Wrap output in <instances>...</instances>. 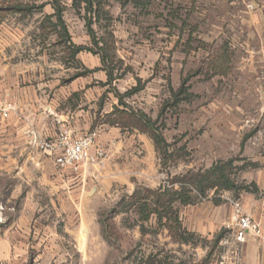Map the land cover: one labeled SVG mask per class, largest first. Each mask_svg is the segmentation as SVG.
I'll list each match as a JSON object with an SVG mask.
<instances>
[{
    "label": "rangeland",
    "instance_id": "1",
    "mask_svg": "<svg viewBox=\"0 0 264 264\" xmlns=\"http://www.w3.org/2000/svg\"><path fill=\"white\" fill-rule=\"evenodd\" d=\"M53 1L63 10L70 40L91 48L81 0H0V8L29 9L5 16L0 38L42 48L51 64L67 68V75L92 71L79 80L84 90L74 99L83 104L93 99L95 109L103 105L107 112L118 105L115 89L126 107L155 123L167 153L164 157L156 151L147 135L116 127L130 140L125 146L134 148V154L123 161L128 165L129 183L113 184L94 200L96 224L83 228L89 238L87 256H75L73 242L72 264H143L149 257H157L160 264H264V242L248 240L243 247L237 246L229 227L232 205L238 203L264 228V0H147L145 8L101 0L108 20H92L91 29L96 39L110 44L115 56V79L109 86H103L106 76L99 58L83 51L77 56L82 61L70 63L65 59L67 51L55 45L57 37L42 35V20L53 13ZM136 88L140 90L125 96ZM179 91H186L189 98H174ZM105 115H96L98 124H104ZM25 147L47 158L28 142ZM227 162H231L227 174L232 190L216 188L201 197L185 186L194 204L177 206V217L187 231V224L202 231L194 233L191 243L175 242L154 219L143 223L142 234L134 213L122 212L108 220L110 210L122 199L126 202L134 190L141 194L162 186L178 190L180 181L172 182L176 178ZM19 166L35 168L28 160L19 161ZM36 179L38 172L24 173L27 193L37 185ZM16 186L15 171L0 174V192L3 188L10 193ZM37 196L44 204L27 217L31 227L78 231L54 208L44 207L50 198L46 192L39 190ZM17 210L0 209V214L11 220ZM99 217L106 220L109 234L105 241L100 233L103 245L92 239L100 232ZM81 233L82 229L80 237L85 239ZM49 258L42 256L39 264H51Z\"/></svg>",
    "mask_w": 264,
    "mask_h": 264
},
{
    "label": "crops",
    "instance_id": "2",
    "mask_svg": "<svg viewBox=\"0 0 264 264\" xmlns=\"http://www.w3.org/2000/svg\"><path fill=\"white\" fill-rule=\"evenodd\" d=\"M71 43L75 45L73 41ZM77 56L76 59L82 61L83 58L78 59ZM67 71V68L51 64L42 48L29 47L28 43L9 37L0 38V93L15 106L8 119H0V174L15 171L17 182L10 193L1 189L0 209H18L16 217L11 220H5L3 213L0 214V264H39L42 256H50L51 264H72L73 242L74 255L85 258L89 238L83 228L90 223L96 224V212L93 210L98 205L93 203L94 200L108 193L113 184L127 186L129 183L128 165L123 162L134 154V148L125 146L129 138L122 136L116 127L97 123V114L103 117L112 110L105 112L103 105L95 109L93 99H86V104L74 99L78 91L84 90L79 85L83 77L73 79ZM86 94L88 92L85 91L83 95L87 97ZM66 128L75 134L97 129L98 142L108 152L104 164L91 166L74 175L69 170H56L51 158H43L25 147L28 133L51 140ZM138 140L142 141V138ZM148 159H151L150 153ZM24 160L32 161L35 168L27 170L19 166V161ZM26 171L38 172L37 185L30 188V193L23 184ZM39 190L50 197L44 207L54 208L56 215L63 216L69 224H75L78 231L70 228L59 233L47 227L34 229L36 225L30 226L27 217L34 215L35 210L44 204L37 196ZM187 227L192 233L202 232L190 224ZM81 229L85 239L80 237ZM92 239L101 241L100 232L97 231ZM100 244L104 243L101 241Z\"/></svg>",
    "mask_w": 264,
    "mask_h": 264
},
{
    "label": "trees",
    "instance_id": "3",
    "mask_svg": "<svg viewBox=\"0 0 264 264\" xmlns=\"http://www.w3.org/2000/svg\"><path fill=\"white\" fill-rule=\"evenodd\" d=\"M120 4L121 7H125L128 4L133 5L136 8H145L148 5L147 0H113ZM84 4V13L87 17L84 18L85 26L87 29V34L90 37L91 48H86L84 46H75L70 41V36L63 20V10L59 6L57 1L51 3V9L53 13L47 15L42 20V25L40 31L42 35H55L57 37L56 44L67 51L66 60L70 63L76 62V56L83 51L89 52L94 56H98L101 68L106 76V81L103 86H109L113 83V71L116 62L115 56L112 54V48L110 44L95 38V33L91 29L92 20H108L106 13H104V4L101 0H81ZM77 6L75 3H73ZM29 9L25 7H4L0 8V23L5 18L7 14H21L22 12H27ZM111 36V35H109ZM90 73L92 71H86ZM87 73L76 74L74 78L84 77ZM114 90V91H113ZM112 90L114 96L118 99V105L112 107V111L104 116V124L110 127H119L121 129L136 130L142 134L147 135L153 142L156 151L162 153L166 156L165 142L163 141L161 135L158 133V129L155 127L150 119H148L141 112L130 110L121 102L120 95ZM140 89H133L128 91L125 96H131L138 92ZM183 96L184 99L189 98V94L186 91H179L178 94H174V98H179ZM122 107V108H121ZM101 108V106H99ZM231 168V162L224 164L213 165L208 170L200 173H188L185 177L177 179L172 182L180 181V188L173 189L167 186H162L154 190L144 189L143 194L141 192L134 190L130 196L122 199L114 208L109 212L108 220H112L114 216L124 213H134L137 214L141 222L140 232L143 234L145 232L143 228L144 222H149L154 219L158 228L166 227L171 238L175 242L180 243H191V241L196 237L194 233L188 232L182 227L178 217H177V206H188L194 204L193 199L189 196L190 190L185 188L189 186L190 188L196 190L201 197L205 196L208 190L212 189H224L232 190L233 184L229 179L227 174L228 170ZM172 183V184H174ZM120 206V210H116V207ZM105 219L99 217L98 224L100 226V233L105 241L109 240L108 231L105 230ZM110 224V223H109ZM109 227V225H107ZM161 229V228H160ZM143 264H160L157 261V257H149L144 261Z\"/></svg>",
    "mask_w": 264,
    "mask_h": 264
},
{
    "label": "built area",
    "instance_id": "4",
    "mask_svg": "<svg viewBox=\"0 0 264 264\" xmlns=\"http://www.w3.org/2000/svg\"><path fill=\"white\" fill-rule=\"evenodd\" d=\"M14 109V104L0 93V119H8ZM28 135V144L51 158L58 171L69 170L77 175L83 169L103 165L108 158L107 149L98 142L96 130L75 134L66 128L51 140L42 139L34 133ZM229 224L235 245L242 246L248 240L264 242L261 222L244 211L238 203L232 205Z\"/></svg>",
    "mask_w": 264,
    "mask_h": 264
}]
</instances>
